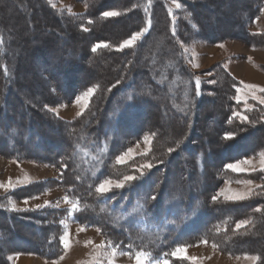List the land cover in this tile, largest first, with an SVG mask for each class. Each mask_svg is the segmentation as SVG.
Returning <instances> with one entry per match:
<instances>
[{
	"label": "trees",
	"instance_id": "16d2710c",
	"mask_svg": "<svg viewBox=\"0 0 264 264\" xmlns=\"http://www.w3.org/2000/svg\"><path fill=\"white\" fill-rule=\"evenodd\" d=\"M79 1L86 10L77 15L60 12L49 0H28L25 4L26 10L35 4L40 6L36 19L43 17L48 22L45 31L51 34V45L44 48L52 59L50 56L42 61L40 74L48 95L35 102L37 108L23 102V95L14 92L12 66L16 58L10 53L15 46L8 41L10 34L0 14V155L58 165L62 169L60 179L45 181L38 190L53 187L55 182L57 187L68 188L69 198L77 203L76 221L100 229L114 248L168 257L175 245L207 240L232 255H256L257 264H264L263 248L245 246L249 241L264 240V186L242 200L213 199L224 177L243 176L227 169L229 163L264 151V105L248 112L247 122L235 117L241 107L240 102L233 100L238 81L224 66H221L224 81L203 93L200 84L197 95L198 74L188 68L183 47L193 39L211 44L239 39L264 48V33L249 30L250 23L261 13L264 0L244 4L247 9L244 14L240 13L243 5L233 4L231 15L236 14L242 20L236 24V31L225 33L208 26L202 11L219 10L222 2L218 0ZM171 2L179 3L180 9H173ZM105 11H116L119 15L105 17ZM38 22L31 20L30 24L36 27ZM117 23L121 27L116 36H103L106 25L114 27ZM145 28L148 31L133 46L117 49L136 31ZM162 37H166L164 46L155 52L154 47ZM78 40L82 43L79 47L66 45ZM97 43L104 44L92 51ZM172 53L175 55L171 56ZM99 58L108 60L112 73L93 76L92 67ZM16 64L15 73L18 61ZM73 66H82L81 70H87L92 78L83 74L72 84L69 70L61 67ZM91 86L97 89L87 112L72 122H62L45 108L46 104H59L64 97L69 99ZM207 93L223 94V98L216 102ZM155 106L157 109L153 110ZM174 111L177 114H172ZM166 116H170V129L174 133L167 142L161 132ZM195 121L202 131L195 130ZM209 121L210 127L205 125ZM147 125L154 127L156 136L161 135L158 150L168 156L159 160L155 157L159 163L125 187L97 192L99 183L121 170L117 169L120 165L115 166V162L113 165V157L124 149L127 139L140 136ZM228 135L230 139H226ZM174 165L179 175L170 177L171 183H167ZM260 174L258 171L245 178H260ZM192 175L198 176L201 187L189 186ZM29 188L21 189L20 195L28 194L25 190L33 186ZM36 192L37 189L30 194ZM6 196L0 197V202ZM5 206L0 207V242H15L7 248L50 259L63 255V212L52 206L19 211ZM244 220L248 223L237 227ZM169 261V264H193L180 258Z\"/></svg>",
	"mask_w": 264,
	"mask_h": 264
},
{
	"label": "rangeland",
	"instance_id": "374dc122",
	"mask_svg": "<svg viewBox=\"0 0 264 264\" xmlns=\"http://www.w3.org/2000/svg\"><path fill=\"white\" fill-rule=\"evenodd\" d=\"M49 1L51 5L60 12H67L72 15L83 14L86 10L85 5L79 0ZM220 1L222 2V7L219 10H202L205 14L207 25L210 27L213 26L212 29L218 33L236 31V24L242 20V17L235 16L236 14H233L232 16L231 6L233 4H241L244 8V4H247L250 0H244L243 2L238 0H218V2ZM27 2L28 0H0V14L2 15V20L5 23L6 29L10 34L8 41L10 44L15 46L10 53L12 57L16 58L14 60L15 63L12 66V79L14 80L15 85L13 88L14 92L16 94L23 95V102L37 108L35 102L37 103L38 100L47 98L48 95L44 82L40 78V74L42 73V61L48 60V58L50 59L51 56L48 49L45 50L44 48V45H51L49 37L51 34L45 31V27H47L46 24L48 22L43 17L36 19L39 14L40 6L35 4L32 9L27 8L26 10L25 4H27ZM170 4L173 9H180L179 7H181V5L176 2H171ZM246 12L247 9L245 7L240 13L244 14ZM29 13H31V15H29ZM217 16H222L223 18L216 20L215 17ZM31 20H34V22L39 20V22L36 23V27H32L30 24ZM119 27H121L120 23L115 24L114 27L106 25L102 34L103 36H108V34L112 37L116 36L119 33ZM35 35H37V37H34ZM165 38L166 37H162L159 44L154 47L155 52H160L161 48H163V41ZM230 40L231 41H228L227 44L219 46V43L211 44L201 39H193L190 44L183 46L186 59L185 61L187 62V65H189L188 68L194 72V74H198L196 77L199 78L200 84L204 88L202 93L205 92V89H208V87L218 85L220 82L224 81L226 76L224 75L225 73L222 71L221 66H224L228 59H230L234 64V68L239 67L240 63L242 66L243 63L246 64V62H243V58H246L247 62L257 66V63L254 62L252 54L256 55V59H258L260 54H264V52H251L252 50L250 51L249 45L242 40ZM123 42L117 47V49H122L121 45ZM102 44L104 43H97L94 48L97 49V45L102 46ZM66 45L79 47L82 43L79 40L77 42L69 41L66 42ZM251 47L254 48L253 46ZM55 49H57V45ZM233 54L237 56L236 59L234 58L235 60L232 58ZM248 54L252 55L251 58L246 57ZM174 55L175 53L171 54V56ZM145 60L149 63L151 62L147 56H145ZM16 61H18L17 73H15L17 65ZM107 63L108 60H104L102 58L97 59L96 64L92 67L93 76L98 73H112L113 70L109 69ZM216 64H219V67L213 69L212 71V67ZM81 68L82 66H73L71 68L61 67V69H65L66 71L69 70V80H71L72 84L78 76H82L83 74L88 78H92L89 77L91 74L88 75L87 70H81ZM259 68L264 70V67ZM214 78H216L217 81H214ZM247 83L248 82H244V85H242L241 81H238V85L235 88L239 90H236L233 95V100L240 102L241 104L239 111L235 112L234 116L243 122L248 121V112H250L254 107L264 105L260 103V99H264V91H261L264 89V83H259L262 87H256L255 85L249 86ZM89 89H94V91L91 95L85 96V93L88 92ZM96 89L97 88L95 86L88 87L85 91L78 92L69 99L64 97L59 104H46L45 108L62 122H72L76 118L82 117L87 112L90 102L96 93ZM228 89L232 90L231 88ZM229 90L226 91L229 92ZM206 95L207 97H214L213 99H215L216 102L223 98V94L219 96V94L217 95L216 93H212L211 95L207 93ZM11 96L13 97V94H11ZM77 98H79V102H77ZM211 101L212 100H210V102ZM156 109V106L153 107V110ZM172 114H177V112L174 111ZM243 116H247V120H243L241 118ZM262 118L264 119V113L262 114ZM211 123L212 121H209V123H205V125L210 127L209 125H211ZM161 125V132L164 134L163 138L167 142L174 136V133L171 132L170 129V116H166L162 120ZM176 127L179 128L178 122ZM208 127L207 129H210ZM65 130H68V128H65ZM154 130L155 129L152 125H147L140 136L135 139H127L124 149L120 151L119 154L115 155L112 160L113 165L115 163V166L120 165L117 169L121 170H117L116 173L112 174L111 178L107 180H112L114 182L121 181L126 175H134L138 177L140 174H143L148 170L146 168L142 169V165L151 163L154 167L155 164L159 163L156 159H162L166 154H162L163 152L159 153V151H161V149L158 150L160 148L159 138L161 135L156 136L157 132L155 133ZM195 130L198 132L202 131L201 125L199 126L196 121ZM129 148L133 150V155L123 164L117 163V158L127 152ZM158 153L159 155H156ZM186 154L187 152H184V155ZM167 156L168 153L166 157ZM155 157L157 158L155 159ZM245 161H248V163H245ZM262 161H264V151L257 152L254 155L246 156L238 161L232 162V164H240V166L245 169L243 172H235L226 166V168L232 173L243 176L238 179L224 177L223 181L218 186L215 198H221L227 201H236L230 200L228 197L233 193H243L245 194V199L252 195L256 188L264 186V163H262ZM188 165L189 163H187V166ZM258 171H261L260 178H245L248 174L250 176L251 173H256ZM61 175L62 169L58 167V165L33 160H17L16 158H7L0 155V197L7 195L6 199L0 202V207L2 208V204H6L5 207L10 210L19 211L18 209L52 205V207H55L63 212L64 218L62 219V225L67 229V233L65 235L69 237L68 247L66 248L63 245V255L52 259L44 258L35 253H22L9 249L7 247L15 244V242L3 240L0 242V248H2L0 250V264H137V255H140L142 260L146 261V264H164L165 261L169 264V260L172 258L187 259L193 264H257L258 262V259H253L254 257L258 258L256 255H232L218 249L215 244L208 242L207 240H203L194 245H173L174 249H172L171 252H168V257L161 254L153 256L151 253L145 251L128 252L114 248L110 246L105 235L100 231V229L91 226L90 224H83L76 221L75 214L77 211V203L71 201L69 198L68 188L57 187L58 185L55 182L56 185L53 184V187H47L48 189L44 188L42 192L38 190L40 189L41 184L45 183V181L59 180ZM178 175L179 169L176 165H174V167L171 168V174L169 175L170 180H167V183H171L172 179L170 177ZM198 179V176L192 175L189 180V186L196 187L198 185L201 187L202 183H197ZM249 180L252 181V183L246 184L245 181ZM205 181L208 182L209 178H206ZM103 182L104 181L101 183ZM130 182L131 181L125 182V186ZM32 186L33 188L29 190V187ZM27 187L29 189L25 191H28L29 193L21 196V189H25ZM35 189H37V192L30 194V192L35 191ZM115 189L119 188H115L113 185L110 191ZM16 190H18V192H15ZM96 219L98 220V218ZM100 219L109 223L105 218ZM247 223L248 222L244 220L239 222L237 226L239 225V227H242ZM28 237L31 238V235ZM245 246H252L255 248L260 247L264 249V240L256 239L254 241H249L245 244ZM181 248L185 251L177 252V250Z\"/></svg>",
	"mask_w": 264,
	"mask_h": 264
},
{
	"label": "snow or ice",
	"instance_id": "6c2138e0",
	"mask_svg": "<svg viewBox=\"0 0 264 264\" xmlns=\"http://www.w3.org/2000/svg\"><path fill=\"white\" fill-rule=\"evenodd\" d=\"M179 6V5H178ZM119 13L116 11H105L103 12V16L105 17H116L118 16ZM148 31V28H145L143 31H136L133 35H131V37L129 39L124 40L123 44L121 45V48L124 47H130L132 46L140 37H142L146 32ZM100 45H97V47H99ZM92 51H96V48H93ZM196 88H197V95H200L199 89H200V80L199 78L196 79ZM94 91V89H89L88 92L85 93V96H89L92 94V92ZM261 91H264V89H262ZM259 99V98H257ZM77 102H79V98H77ZM260 103L264 104V99H260ZM243 120H247V116H243L241 117ZM231 135L226 136V139H230ZM177 147H179V145H177ZM172 149H169V152H171ZM133 155V150L131 148L128 149L127 152H125L123 155H120L117 158V163H121L123 164L126 160H128L131 156ZM245 163H248V161H245ZM262 163H264V161H262ZM153 167V165L151 163H146L144 165H142V169L146 168V169H151ZM227 167L235 172H243L245 171V169H243L240 164H232L229 163L227 165ZM137 179L136 176L134 175H126L124 176L123 180L121 181H117L114 182L112 180H104L103 183L99 184V186L97 187L96 191L99 193H107L108 191H110V189L113 187L115 188H123L125 186V182L127 181H135ZM246 184H251L252 181H245ZM244 195L243 193H233L231 196L228 197V199L230 200H242L244 199ZM151 199L155 200L156 197L155 196H151ZM213 199H215V197H213ZM27 202V201H25ZM239 227V225L237 226ZM62 243L63 245L67 248L69 245V237L67 235H65L64 237H62ZM185 251L183 248L178 249L177 252H183ZM175 254V253H174ZM253 259H258V258H253ZM136 261L137 264H146V261L142 260L140 255L136 256ZM164 264H167V261L164 262Z\"/></svg>",
	"mask_w": 264,
	"mask_h": 264
},
{
	"label": "crops",
	"instance_id": "0c3cea01",
	"mask_svg": "<svg viewBox=\"0 0 264 264\" xmlns=\"http://www.w3.org/2000/svg\"><path fill=\"white\" fill-rule=\"evenodd\" d=\"M249 30H250L251 33H254V34L264 33V4H263V7L261 9V13L259 14V16L254 21H252L250 23ZM228 41H231V40L223 41V42L219 43L218 45L222 46V44H227ZM250 47L251 46L249 45L250 51L252 50L251 52H256V53H261V52L263 53L264 52V48H262V47H256V46H253L254 48H252V47L250 48ZM238 54H240V53H238ZM252 55L248 54V55H246V57H250L251 58V56H252L253 59H254V62L257 63V66L256 65L254 66L253 64L247 62L246 58H243L244 59L243 62H246V64L243 63V66L240 63L239 67H235L234 68V64L231 62L230 59H228L226 61L225 65L224 64L223 65H224V68L226 69V71L230 75H232L236 80L241 81L242 85H244L243 84L244 82H248L247 84L249 86L255 85L256 87H262V86L259 85V83H261V84L264 83V70L260 69L259 67H264V63H263L264 54H260L258 59H256V55H254V54H252ZM236 57H237L236 55H234V54L232 55L233 59L234 58L236 59ZM219 61H223V60H219ZM247 73H248V75H247ZM238 90L239 89H237V91ZM49 206H52V205H47V206H43V207H36V208L18 209V210L38 209V208H44V207H49ZM66 230L67 229L64 228V233H63L62 237H64V235L67 233Z\"/></svg>",
	"mask_w": 264,
	"mask_h": 264
}]
</instances>
